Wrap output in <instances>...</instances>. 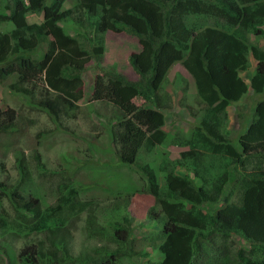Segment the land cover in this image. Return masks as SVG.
<instances>
[{"label": "trees", "instance_id": "1", "mask_svg": "<svg viewBox=\"0 0 264 264\" xmlns=\"http://www.w3.org/2000/svg\"><path fill=\"white\" fill-rule=\"evenodd\" d=\"M66 1L0 0V84L14 78L8 85L12 94L34 102L59 122L77 110L86 65L93 61L97 74L90 100L121 113L111 130L117 162L137 168L144 177L141 192L146 190L155 201L147 210L148 220L159 229L152 264H264V100L254 111L250 107L235 139L226 134L227 108L247 95L245 80L252 75L253 93L264 92V49L247 39V34L264 39V0H75L70 8ZM32 14L40 15L41 22H29ZM69 21L76 25L72 36L64 29ZM2 24H9L10 30L2 32ZM110 31L136 39L140 50L127 57L136 81L101 66ZM249 59L254 62L251 75ZM176 63L194 82L202 116L189 134L173 138L183 148L178 160L162 161L156 169L137 164L142 149L151 152L167 137L154 117L163 108V83ZM137 98L153 104L155 111L138 107L133 102ZM246 107L236 108L241 120ZM18 123L24 130L26 122L15 109H0V134ZM27 161L16 158L21 186L11 192L10 201L22 212L18 219L1 208L7 189L0 181V236L44 233L43 240L23 243L17 255L21 264L72 261L66 224L87 209V232L106 247L79 254L75 261L117 264L135 255L137 239L128 216L110 221L109 203L92 208L79 198L78 187L62 189L53 173L44 175L54 202L41 209L39 185L33 184ZM33 161L45 172L39 155ZM234 180L237 196L228 202L224 190ZM204 205L218 208L208 212ZM204 246L217 251L205 255Z\"/></svg>", "mask_w": 264, "mask_h": 264}, {"label": "rangeland", "instance_id": "2", "mask_svg": "<svg viewBox=\"0 0 264 264\" xmlns=\"http://www.w3.org/2000/svg\"><path fill=\"white\" fill-rule=\"evenodd\" d=\"M75 2V0H67L65 7L70 8ZM27 20L41 22L42 18L38 14H32L27 17ZM61 26L64 28V25ZM65 27H67V29L64 28L67 34L74 35L72 30L76 25L72 21H69ZM1 30L9 31V24H2ZM247 39L249 43L258 44L264 49V39L256 38L252 34H247ZM136 46L139 47L136 39L129 35L107 32L101 66L126 76L129 73L136 81L137 76L127 62L128 55L137 51ZM45 48V43H42L43 52ZM43 52H39L40 56ZM249 60L251 75L254 62L252 59ZM96 74L94 62L89 61L83 75V99L78 103L77 110L62 116L59 122L54 121L48 111L34 102L30 103L21 96L12 94L8 85L15 80L14 78L11 77L0 84V109L5 107L15 109L19 117L26 122L24 130H22V124L18 123L5 134H0V181L5 183L7 189V196L1 208L12 218L18 219L22 213L10 200H12L11 192H15L19 184L21 186L16 158L24 156L30 161H27L25 165L30 168V174L33 175V184L39 185L37 195L41 200V209L51 206L54 202L53 196L46 190L47 175H44V173H53L56 175H53L55 183L61 184L62 189L66 190L67 186L75 187V189L78 187L79 198L82 202H88L92 208L95 203H98V207L103 203H109L112 209L109 214L110 221H121L123 216H128L132 234L137 239L133 248L135 255L132 258L125 256L117 264H152L157 259V251L153 243L159 241V231L147 220V210L154 205L155 201L148 192H145L146 190L141 192L144 177L137 168L121 166L117 162L115 148L111 143V130L115 129L116 123L121 119V113L112 105L90 100ZM242 75L247 77L248 74ZM251 76L245 80L248 85L245 98L227 108L226 134L230 139H235L242 130L243 121L251 111L250 107L254 111L255 105L264 100V92L254 94L251 90L249 84ZM184 89L186 92H183ZM162 92L163 100L160 98V101L163 108L157 111L153 104L143 99L133 100L138 107H145L156 112L154 119L167 135L165 141L155 150L146 152L142 149L138 155L137 164H150L155 169L162 161L178 160L183 148L174 144L173 138H181L189 134L193 124L199 121L203 113L194 82L180 63L174 64L169 70ZM244 103L247 107L242 112L244 116L241 120L236 108ZM72 114L76 115L75 119L71 117ZM247 125L248 123L245 124V128ZM231 141L236 144V140ZM90 145L93 146L90 147ZM36 155L40 156V164L45 172L35 168L33 159ZM157 174L159 184L164 187L163 174L159 172ZM224 191L228 202L235 200L237 181L227 184ZM19 192L22 193V190ZM203 208L212 212L218 208V205L213 207L204 205ZM87 210L72 217L66 224L67 240L73 252V260L67 264H79L74 260L79 254H92L95 247H106L102 240H97L95 237L92 239L87 232L86 222L89 213ZM15 235L11 233L0 236V264H21L17 255L23 243L32 238L36 241L44 239V233ZM113 247V244L109 245L110 249ZM216 251V248L204 246L203 254H213ZM145 252L147 255H140Z\"/></svg>", "mask_w": 264, "mask_h": 264}, {"label": "crops", "instance_id": "3", "mask_svg": "<svg viewBox=\"0 0 264 264\" xmlns=\"http://www.w3.org/2000/svg\"><path fill=\"white\" fill-rule=\"evenodd\" d=\"M136 43H137V41H136ZM260 46H261V45H260ZM136 50L138 51V50H139V47L136 46ZM137 51H136V52H137ZM253 67H254V66H253ZM127 76L130 78V80H133L132 77H131V74L128 73ZM242 76H243V75H242ZM243 77H244V76H243ZM133 81H134V80H133Z\"/></svg>", "mask_w": 264, "mask_h": 264}, {"label": "clouds", "instance_id": "4", "mask_svg": "<svg viewBox=\"0 0 264 264\" xmlns=\"http://www.w3.org/2000/svg\"><path fill=\"white\" fill-rule=\"evenodd\" d=\"M134 39H135V38H134ZM139 50H140V47H139ZM139 50H138V51H139ZM138 51H137V52H138ZM133 53H135V52H133ZM131 54H132V53H131ZM128 78H129V77H128ZM93 85H94V84H93ZM92 92H93V90H92ZM147 220H148V218H147ZM148 221H149V220H148ZM149 222H150V221H149ZM151 225H152V224H151ZM158 231H159V229H158Z\"/></svg>", "mask_w": 264, "mask_h": 264}]
</instances>
